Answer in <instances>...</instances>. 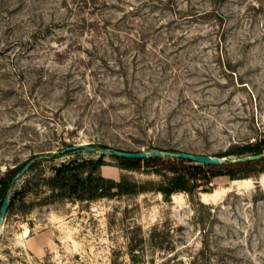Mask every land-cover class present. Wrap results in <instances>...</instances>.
I'll return each instance as SVG.
<instances>
[{
	"label": "rangeland",
	"instance_id": "rangeland-1",
	"mask_svg": "<svg viewBox=\"0 0 264 264\" xmlns=\"http://www.w3.org/2000/svg\"><path fill=\"white\" fill-rule=\"evenodd\" d=\"M262 138L264 0H0V177L39 157L12 191L0 264H264V162L199 171L171 197L143 163L116 180L138 191L113 197L48 182L100 156L55 153L67 145L218 155Z\"/></svg>",
	"mask_w": 264,
	"mask_h": 264
},
{
	"label": "trees",
	"instance_id": "trees-1",
	"mask_svg": "<svg viewBox=\"0 0 264 264\" xmlns=\"http://www.w3.org/2000/svg\"><path fill=\"white\" fill-rule=\"evenodd\" d=\"M95 146V145H94ZM99 146L108 147L106 144H100ZM176 151L175 149H169ZM264 153V138L258 140L255 143H247L233 147V149L221 152L218 156L237 155L247 156L250 154H262ZM121 164H116L121 169L123 166L133 169H138L141 164L148 166H155L156 172L166 177L165 181L158 184L157 190L162 192L165 196L171 197L177 191H187L194 193L200 186L198 181L199 171H209L213 175L228 174L231 178H237L239 170L247 167H252L256 164L264 162V154L256 160H245L241 162L228 161L224 164H201L192 162L190 160L171 157H150L145 159H132L113 156ZM47 157H43L46 160ZM27 162V161H26ZM26 162H22L18 166L9 168L4 175L0 177V208L5 197V194L9 188L12 177L24 166ZM36 161L33 163L34 166ZM108 165L105 156L100 155L97 159H88L77 162L71 160L61 166L55 168V174L48 179L49 184L54 188L64 189L65 194H70L78 198L95 199L98 197H113L122 193L137 192L139 183H131L126 181L124 177L120 181H116L111 178H106L100 175V167L102 165ZM164 165L171 175L163 174L159 165ZM31 166V167H32ZM226 170V172H224ZM264 171V170H261ZM83 173H86L83 176ZM98 173V174H97ZM248 174H245L247 176ZM148 184L142 185L140 190L144 191L149 189ZM117 188L118 191L113 192L112 189ZM23 191H14L10 200V208H14L15 201L18 198L23 199ZM19 196V197H18Z\"/></svg>",
	"mask_w": 264,
	"mask_h": 264
},
{
	"label": "water",
	"instance_id": "water-1",
	"mask_svg": "<svg viewBox=\"0 0 264 264\" xmlns=\"http://www.w3.org/2000/svg\"><path fill=\"white\" fill-rule=\"evenodd\" d=\"M67 152H90V153H96L98 155H112V156H118V157H124V158H132V159H145L150 157H171V158H181L190 160L192 162L201 163V164H224L229 161V158L226 156H218V155H209L205 153H195L190 151H184V150H168V149H151V150H137V151H128V150H122L115 147H103L98 148L89 144L84 143H77L73 145H67L63 149L59 151H55V153H67ZM262 154H250L247 156H240L233 158L232 162H241L245 160H256L259 159ZM50 155H44V157H49ZM39 157H35L32 159L27 160V162L24 164V166L12 177L9 188L5 194V197L3 199L1 208H0V235L1 230L4 226V221L6 219V216L9 212L10 208V200H11V194L14 189V187L17 185V183L24 177V175L28 172L29 168L33 165V163L38 159Z\"/></svg>",
	"mask_w": 264,
	"mask_h": 264
},
{
	"label": "crops",
	"instance_id": "crops-1",
	"mask_svg": "<svg viewBox=\"0 0 264 264\" xmlns=\"http://www.w3.org/2000/svg\"><path fill=\"white\" fill-rule=\"evenodd\" d=\"M104 167H108L110 169L108 173L103 172ZM100 172H101V175L106 178L118 180L121 177L122 169L115 164H108V165L104 164L100 167Z\"/></svg>",
	"mask_w": 264,
	"mask_h": 264
}]
</instances>
